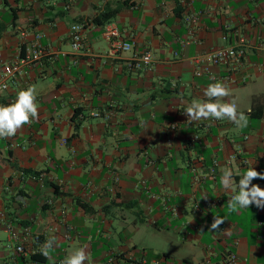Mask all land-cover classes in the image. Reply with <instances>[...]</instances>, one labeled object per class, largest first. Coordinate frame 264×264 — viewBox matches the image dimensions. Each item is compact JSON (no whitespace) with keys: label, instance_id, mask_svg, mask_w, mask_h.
Segmentation results:
<instances>
[{"label":"crops","instance_id":"obj_1","mask_svg":"<svg viewBox=\"0 0 264 264\" xmlns=\"http://www.w3.org/2000/svg\"><path fill=\"white\" fill-rule=\"evenodd\" d=\"M108 22L133 50L108 55ZM76 23L87 40L79 52L69 37ZM241 38L242 60L198 74L207 52ZM147 50L152 66L130 68ZM27 56L32 64L0 88L7 105L34 86L39 110L0 138V264H61L83 246L91 264H264V209L229 213L233 193L220 183L226 168L235 183L251 166L264 173V0H0V83L4 66ZM216 81L246 127L187 121L186 107ZM214 216L225 219L221 231H209Z\"/></svg>","mask_w":264,"mask_h":264},{"label":"clouds","instance_id":"obj_2","mask_svg":"<svg viewBox=\"0 0 264 264\" xmlns=\"http://www.w3.org/2000/svg\"><path fill=\"white\" fill-rule=\"evenodd\" d=\"M230 95L231 90L226 83L221 81L210 83L204 90V96L207 99L203 102L193 100L184 110L188 118L187 121L228 120L237 128L246 127L248 117L238 109L236 102L234 100L224 101V98ZM36 100V88L29 86L26 89L19 90L13 102L7 105L0 104V138L14 137L25 125H30L33 120L39 119ZM233 177L232 169L222 170L220 183L226 191L233 193L226 203L228 212L236 213L241 209H249L252 205L264 209V188L252 183L254 179H264V173L258 172L251 166L240 175L238 183L234 182ZM224 221L223 217L214 216L209 231H221L220 225ZM229 230L223 231L227 232ZM55 243V237H50L41 247V252L46 258L50 257ZM61 264H91L86 246L76 248L70 255L65 257Z\"/></svg>","mask_w":264,"mask_h":264},{"label":"built area","instance_id":"obj_3","mask_svg":"<svg viewBox=\"0 0 264 264\" xmlns=\"http://www.w3.org/2000/svg\"><path fill=\"white\" fill-rule=\"evenodd\" d=\"M191 21V20H189ZM192 22V21H191ZM85 26L83 23L73 24L70 29V42L73 51H83L87 47V40L84 33ZM103 35L109 40L110 46L108 49V55L111 57H117L123 52L133 50L134 43L132 40H126L122 37L119 27L113 23L108 22L104 26ZM35 57H40L41 45L36 43L35 45ZM246 55V41L241 38L239 44L236 46H226L217 49H213L206 53L208 60L204 66L197 70L198 74L209 71L210 65H225L228 66L234 62L240 61ZM34 56L21 57L13 64H6L4 66L3 80L0 83L1 89H7L11 81L17 79L18 74L22 72L24 66H29L34 60ZM153 64V55L150 50L134 54L128 65L134 69L149 68ZM16 251L23 255H27V251L23 245H18ZM237 260V255L231 253L228 261L234 263ZM138 264H159L157 261L148 262L146 259L141 260Z\"/></svg>","mask_w":264,"mask_h":264},{"label":"trees","instance_id":"obj_4","mask_svg":"<svg viewBox=\"0 0 264 264\" xmlns=\"http://www.w3.org/2000/svg\"><path fill=\"white\" fill-rule=\"evenodd\" d=\"M118 12H120V8H115V9H110L107 10L105 12H103L102 14L98 15L97 17H95L94 20H96L97 23L101 24L103 23L105 20H109L112 17H114ZM79 126V123H77L76 127ZM32 257H35V254L32 255Z\"/></svg>","mask_w":264,"mask_h":264},{"label":"rangeland","instance_id":"obj_5","mask_svg":"<svg viewBox=\"0 0 264 264\" xmlns=\"http://www.w3.org/2000/svg\"><path fill=\"white\" fill-rule=\"evenodd\" d=\"M155 239H156V241H155L156 243H155V244H157L158 241H159V242L164 241L165 243L167 242L165 239L161 238L160 236H156ZM161 245H162V244H161ZM163 245H164V244H163ZM167 245H168V249H167L168 251H171V252H174V253H177V252H178L179 249H178L177 247L171 246V245L168 244V243H167Z\"/></svg>","mask_w":264,"mask_h":264}]
</instances>
